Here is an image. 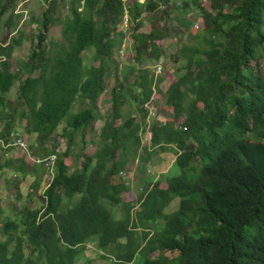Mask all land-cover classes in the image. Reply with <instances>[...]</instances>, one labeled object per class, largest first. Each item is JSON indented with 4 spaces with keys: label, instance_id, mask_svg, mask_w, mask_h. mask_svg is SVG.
<instances>
[{
    "label": "trees",
    "instance_id": "obj_1",
    "mask_svg": "<svg viewBox=\"0 0 264 264\" xmlns=\"http://www.w3.org/2000/svg\"><path fill=\"white\" fill-rule=\"evenodd\" d=\"M16 1L0 0L6 31L0 38V139L10 144L24 122L27 155L57 153V159L42 192L44 206L24 204L14 219L0 207V264H94L88 244L101 264H264V75L256 68L264 48V0H209V9L205 0H71L63 20L61 1L46 0L28 58L13 71L8 57L25 37L14 36ZM144 14L152 24L148 32L140 30ZM199 18L203 27L194 33ZM57 24L61 38L51 39L49 29ZM127 37L133 55L121 64L115 53ZM172 38L176 77L163 97L173 120L148 126L146 105L162 81L151 69ZM111 74V105L101 115L96 101ZM15 85L10 102L6 95ZM146 129L151 147L141 144ZM88 136L96 148L91 156L84 149ZM156 148L173 150L176 173L165 176V188L155 181L135 203L125 202L122 173L135 160L144 170ZM69 157L81 160L73 171ZM34 166L40 165L0 160V176L10 169L13 183L22 182L37 173ZM175 200L177 208L166 212Z\"/></svg>",
    "mask_w": 264,
    "mask_h": 264
},
{
    "label": "rangeland",
    "instance_id": "obj_2",
    "mask_svg": "<svg viewBox=\"0 0 264 264\" xmlns=\"http://www.w3.org/2000/svg\"><path fill=\"white\" fill-rule=\"evenodd\" d=\"M140 3L145 2V0H138ZM180 0H177V3H179ZM59 3V11H60V20H63L68 14V6L67 4L62 5V2ZM203 6L206 9L210 8V1L205 0L203 1ZM47 8V1L46 0H17L16 1V12L18 18H17V31L14 33V36H18L19 32H23L24 39L23 43L19 48H16L10 57H8L11 70L16 71L19 69V67L27 60L29 49H30V42L34 34H36L37 29L35 27V20L40 16L44 10ZM188 18L190 20L193 19V15L189 13L187 14ZM149 17V16H148ZM145 14L144 17H142V28L140 29L142 32H148L151 28V20L148 18ZM4 20V19H2ZM3 22V21H2ZM176 24L175 22H172L170 24V28L173 27V25ZM203 27L201 19L194 20V25L192 32H196L201 30ZM264 31V26H263ZM6 33L5 29H3V24L0 25V38ZM48 37L51 39H59L61 38V27L59 24L51 27L48 32ZM219 39V37H217ZM48 40L45 42V44H48ZM176 40L175 38L169 39L165 44H162L164 51H165V57L160 62L161 65V71L156 75V77L162 78V81L158 84V91L154 92L152 99L149 104L146 105V108L148 110V119L147 124H151V122H170L173 120V111L171 108L167 107L165 105L164 101V92L167 90L169 85L175 80V70L176 65L172 62L171 56L175 52L176 48ZM3 44V43H1ZM0 44V46H1ZM86 55V54H85ZM132 49H131V39L130 37H127L122 42V45L118 52L115 53V59L122 63H127L132 58ZM90 62V57L87 56L85 59V63ZM258 67L257 71L259 74L264 75V48L263 53L257 60ZM250 65L253 67L255 65V62H251ZM151 67V66H150ZM149 67V68H150ZM152 68V67H151ZM150 68V69H151ZM120 69V68H119ZM153 70V71H152ZM21 73V72H20ZM155 74V69H151V74ZM24 76L27 75V73H22ZM38 72L34 71L32 73V76H37ZM106 92L104 91L102 95L97 99L96 101V107L101 113V115H106L108 112L110 105H111V98H110V90L114 86V76L108 75L106 78ZM16 85L11 89L10 93L7 94V100L10 102H14L15 96H16ZM127 110L125 107L123 111ZM179 122H182V119H179ZM2 113L0 112V126L2 124ZM24 122H22L19 125L20 131L23 136H25L26 142L29 145V138L27 134L23 131L24 129ZM102 126V122L97 121L95 123L94 129L95 133L98 134L100 131V128ZM1 129V128H0ZM143 132L141 134V144L145 147H151L150 143V137L151 134L149 131ZM89 136L86 138L85 141H87ZM76 150L74 151V154H76L78 151L77 149L81 146L80 143V136L76 139ZM66 147V140L62 139L59 140V147L58 152H62L65 150ZM85 153L89 156L93 155L96 148L95 146H91L90 144L86 143L84 146ZM152 149V148H151ZM155 153L152 154L149 161L145 164V169H139V163L137 160H135L132 164L126 167L125 171L122 173V180L125 181L126 185L129 187V191L122 194V198L125 202H132L135 203L136 198L138 197L139 192L141 189L146 187V185L153 183L155 181L161 180V188L166 187V181L165 176H168L170 174L176 173V170L173 168V163L175 160V153H173V150H170L168 152H161L158 151V149H154ZM6 158L12 159L15 162V165L17 164V159H26L28 162L27 164L30 167H33V161L30 157L27 156V151H21L17 149L16 147L9 146L7 148H1L0 147V160L1 163L4 162ZM17 158V159H15ZM25 160V161H26ZM80 159L72 160L70 157L65 159V163L69 166L70 171L75 170L80 166ZM138 166V167H137ZM37 169V173L34 174L35 180L38 182L37 186H32L30 183V180H25L20 183V180L17 178L16 181L13 183L11 180L12 171L10 169H5L3 174L0 176V207L3 210L4 217H8L10 219H14L16 215L18 214L17 210H20L24 204L28 207H35L37 204L41 208L44 206L43 198H42V192L45 189V186L50 183L53 171L50 172L46 170L45 168H42L40 166H34ZM33 176V175H32ZM14 177V176H13ZM120 178L117 176L113 181L117 182ZM19 184V185H18ZM15 185H18V189L16 187H13ZM30 196V197H27ZM178 201H174L169 207H167L166 212H172L177 208ZM121 214H119L118 211H116V214H114V218L120 217ZM88 251L87 256L91 257L93 259V263L95 264H101V262L98 260V256H96V252L94 249L93 244L87 245Z\"/></svg>",
    "mask_w": 264,
    "mask_h": 264
},
{
    "label": "built area",
    "instance_id": "obj_3",
    "mask_svg": "<svg viewBox=\"0 0 264 264\" xmlns=\"http://www.w3.org/2000/svg\"><path fill=\"white\" fill-rule=\"evenodd\" d=\"M61 2L65 3V4H69L71 2V0H60ZM122 2H127V0H121ZM84 0H81L80 4H83ZM127 15L124 16V22L122 24V29L123 31H125L128 28L127 25ZM155 69V76L160 73L161 71V65L156 64L154 67ZM10 139H11V143L10 144H5L3 142V140L0 139V145L2 146V148H7V147H16L17 149L21 150V151H27L28 152V143L26 142L25 136H23L21 133L19 132H14L10 134ZM58 152V150H57ZM57 159V153L50 155L49 157L46 158H31V160L33 161V164L35 165H40L43 168H45L46 170L52 172L53 171V167H54V163L56 162Z\"/></svg>",
    "mask_w": 264,
    "mask_h": 264
},
{
    "label": "crops",
    "instance_id": "obj_4",
    "mask_svg": "<svg viewBox=\"0 0 264 264\" xmlns=\"http://www.w3.org/2000/svg\"><path fill=\"white\" fill-rule=\"evenodd\" d=\"M105 92H106V90H105ZM99 122H101V121H99ZM1 127V126H0ZM95 130H96V128H95ZM19 132H21L20 130H19ZM86 143H88V144H90L91 146H92V143H91V139H89L88 138V140L86 141ZM0 147L2 148V146L0 145ZM28 156V155H27ZM29 157V156H28ZM8 158H6L4 161H6ZM15 159H17V158H15ZM19 159H21V158H18L17 160H19ZM24 160V159H23ZM26 160V159H25ZM24 160V162L27 164V160L25 161ZM28 165V164H27ZM28 168H31L29 165H28ZM33 175V176H32ZM15 177V174L12 172V176L11 177ZM13 177V178H14ZM25 180H30V183L31 184H33L36 180H35V176H34V174H32L31 173V171H30V173H28V175H27V177H26V179ZM24 180V181H25ZM21 183V182H20ZM28 197V196H27ZM21 209V208H20ZM18 211V213H19V210H17Z\"/></svg>",
    "mask_w": 264,
    "mask_h": 264
}]
</instances>
